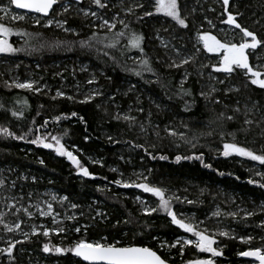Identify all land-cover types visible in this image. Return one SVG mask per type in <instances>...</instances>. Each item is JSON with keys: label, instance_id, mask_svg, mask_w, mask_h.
Wrapping results in <instances>:
<instances>
[{"label": "trees", "instance_id": "trees-1", "mask_svg": "<svg viewBox=\"0 0 264 264\" xmlns=\"http://www.w3.org/2000/svg\"><path fill=\"white\" fill-rule=\"evenodd\" d=\"M112 1L122 2L125 8L130 4L128 0ZM142 1L149 4L153 0ZM0 2L7 3L9 0ZM233 3L237 5L233 15L241 25L252 24L248 19L251 13L261 20V25L256 23L253 32L257 34L258 39H264V0H233ZM231 6L230 8L233 7ZM119 11L124 18L123 24L117 25L111 31L88 26L82 20L69 15L65 17V21L74 29L75 33L72 35L56 38L41 34L37 29H30L28 31L33 34L35 44L15 53V57L37 63L44 69L56 61L75 66L78 63H87L96 71L98 84L103 87L105 97L85 103H80L81 100L78 98L68 100L67 96L53 99L55 95L52 93H28L15 87H8L6 81L0 77V105L3 106L0 107V128L6 127L17 136L32 129L24 140L0 134V179L4 180V185L0 187V214L3 215V223H0V249L7 248L10 243L22 241L16 243L12 257L0 253V264H33L44 259L49 261V264H87L71 252L45 253L43 246L47 243L50 248H69L80 239L88 241L92 237L109 238L117 235H125L137 246L150 247L163 258V253L151 243L152 238H158L159 229L153 225L156 216L138 213L129 199L121 195L116 188L112 186L109 189L97 188L87 177L79 175L76 167L66 157L57 155L52 149H45L29 142L37 135L41 136L45 128L63 129L64 138L69 144L86 155L104 157L109 163L119 164L120 157L126 150L129 148L136 150L138 156L144 159L147 168L152 170L154 181L160 186L173 188L181 186L187 179L205 180L213 186H224L236 195L255 194L257 199H264L262 187H251L247 183L252 178L246 171L247 165L223 156L214 148V142L210 138L186 150L178 148L174 136L164 130L160 117L154 120L153 128L150 130L149 136L153 140V146L150 148L142 147L139 144L140 138L125 133L123 129H116L113 124L109 123L107 127L115 130V135L98 129L96 124L100 119L97 111L99 103L109 96H120L122 103L128 104L134 95L122 96L129 92L131 84L137 86L139 90L149 92L166 107L176 109L179 115L198 116L201 110L197 81L192 77L180 85L183 66L177 68L170 66L168 55L155 45L153 32L148 26L152 19L139 15V8L135 9L134 13L125 12L124 9ZM216 21L217 24H223ZM173 29L178 33L182 30L176 26ZM121 32L123 35H119ZM181 34H185V31ZM135 36L143 37L140 48L132 46ZM80 41H86L87 46L81 47ZM140 49H143V53ZM144 59L148 60L151 72L142 66L141 61ZM138 71L141 73L139 76L136 75ZM235 82L245 99H258L264 102V89L252 84L249 86L246 80L244 83L236 78ZM185 91L190 94L185 95ZM211 100L222 102L223 97L212 95ZM13 111L21 112L22 116L13 117ZM72 112H76L77 116H72ZM56 116L62 117L59 122L54 120ZM65 116L66 119L63 118ZM46 120L48 124L41 127ZM239 145L257 154L264 153V135L243 138L239 140ZM200 154H203V164H210L211 168L204 167L200 160L181 159L177 162L175 159L176 156ZM160 156L167 159L162 160ZM81 164L87 167L82 161ZM256 183H259L258 180ZM84 194H92L113 213L118 212L122 221L106 226L89 219L91 217L77 224L68 221L65 217L67 199L63 198L72 197L76 201H82L80 199ZM192 201L191 204L173 202L172 205L185 207L201 216L205 215L211 205V201L206 199L202 203ZM49 203L53 207L51 215H41V210L46 212ZM24 209H27V212ZM28 213H31V216ZM231 222L239 234H251L257 238L255 248H264V224L258 217L236 216ZM4 223L13 226L19 223L20 228L8 232L4 228ZM82 223L89 224L90 227L83 230ZM61 228L64 231H58ZM76 228H80L81 231L76 232ZM45 229L50 230L47 237L43 235ZM33 230L37 234H33ZM24 233H28V236L25 237ZM229 242L236 244V240ZM233 254H227L230 264L246 262L242 258L238 259L236 253L235 256Z\"/></svg>", "mask_w": 264, "mask_h": 264}, {"label": "rangeland", "instance_id": "rangeland-1", "mask_svg": "<svg viewBox=\"0 0 264 264\" xmlns=\"http://www.w3.org/2000/svg\"><path fill=\"white\" fill-rule=\"evenodd\" d=\"M102 2L107 4L106 8L97 7L92 3V0H81L79 4L69 0H61L60 5L48 17H43L40 14L23 13L9 5V2H0V7L8 6L11 14L25 15L26 20L12 21L4 12H0V17H4L2 22L5 26L12 27L16 31L30 33L28 30L37 29L41 34L58 38L75 33L74 29L69 27L67 23L64 24L63 28L57 26L56 22L65 21V17L68 15L82 20L88 26L92 25L93 27L106 30L109 28L107 25H104V20H108L110 24H115L116 26L120 25L121 21H124L119 9H124L127 12L131 8V12L134 13L135 9L139 8L141 13L138 12L139 15H143V17L149 20L152 19L148 26L149 30L153 32L154 43L168 55L167 60L170 65L173 61L179 63L183 58L191 57L188 64H183V67L180 66L182 67L180 85L182 86L183 83L192 77L197 81L199 85L198 97L201 99V110L197 114L198 116L185 117L179 115L176 109L166 107L164 103L153 97L149 92L139 90L137 86L131 84L129 92L122 96L134 95L128 104L124 105L122 100H120V96H109L108 99L105 98L99 103L97 111L100 114V119H98L96 124L98 129L106 131L111 135L112 133L114 134L115 130L108 129L107 125L109 123L113 124L116 129H123L125 133L127 132L140 138L139 144L142 147L150 148L153 146V140L149 136L150 130L153 128L154 120L160 117L165 131L177 133L174 138L178 148L186 150L191 148L193 144L210 138L214 142V148L219 153L223 152V144L225 142H235L239 145V140L243 138L264 135V102L258 99H245L242 96L240 87L235 82L236 78L244 83L246 80L249 83L248 85L251 86L250 74L245 75L246 70L241 69H236L231 74L214 72L212 66H219L223 52L221 51L219 54L208 52L204 49L203 41L199 39L201 35L209 34L215 36L221 42L237 44L242 42V33H239V29L222 22L227 18L223 0H178L181 17L185 18V22L188 24L187 28L181 27L170 17L156 13L154 7L155 0L149 4H144L142 0H128L130 2L127 7L129 8L128 10L122 2H113L112 0H102ZM232 2L233 0H230L228 8H230ZM138 4H143V7H138ZM62 5H67L69 10L64 12ZM232 6L228 12L234 14L233 11H236L237 5L233 3ZM81 9L87 11L89 14L85 16L84 11H81ZM145 11H151L153 15L144 16ZM92 12H96L97 15L92 16ZM214 18L223 24H217ZM36 19L40 20V24L35 23ZM248 19L251 20L249 22H252V24L242 26L247 27L251 31H253L256 23L261 25V20L256 18L254 13L249 14ZM48 20H52L53 24L50 27H44V24ZM209 20L212 22L211 24L208 23ZM175 26L182 29L180 33L173 29ZM65 29H71V31H66ZM113 29L115 28L111 30ZM183 31H185V34H181ZM247 39L250 42V38ZM25 40H27V43H25ZM9 42L15 48H29L35 44L33 36L29 38L13 35L9 37ZM246 53H250V66L264 73V67H259L260 65H264V45L258 46L255 50L248 49ZM257 57H260V59H257ZM0 77L8 85H11L13 81H33L35 82L34 87L41 89L40 92L18 89L22 92L52 93L56 95V92L60 91L65 96H72L81 101L87 96L93 95L94 98L90 102L104 96L103 87L98 84L96 71L87 63H78L75 66L70 63L56 61L50 63L44 69L37 63L15 57V53H0ZM261 78H264V76ZM89 80H93L94 82L88 83ZM220 81H223V83ZM202 92L208 95L202 96ZM212 95H221L223 101L215 103L216 100H211ZM236 108L240 110L238 113L234 111ZM140 109H143V111H140ZM221 113H224L225 117L233 116L234 119L229 121L222 118L220 117ZM117 114L121 116V119L115 118ZM123 115H128L135 119L125 121L122 119ZM246 118L251 120L252 123L245 124L244 120ZM63 133V129L61 128L50 127L44 129L41 137L45 138L46 142L49 143H54L51 140V136L60 138L61 143L65 145L66 149L72 151L88 167L91 173V176L87 177L89 181L93 182L100 189H109L111 186L116 188L121 195L129 199L138 213L146 215L144 209L157 207L159 203L158 199L139 188L121 187L113 183V181L147 182L151 186L166 190V198L173 194L180 197V201L173 199L171 203L181 202L185 204L190 199L198 203H202L205 199L211 201L210 207L207 208L205 215L202 216L182 206L173 207L172 205V207L177 212L178 218L197 225L202 231L206 229V234L213 236L216 240L213 247L222 253L217 257L210 256V253H202L192 245H184L181 254V245L178 244L176 247H171L170 245L175 243L177 239L181 241L185 239L195 240V237L171 224L170 217L165 212L158 210L151 214L156 216L153 225H156L159 229L158 238H152L151 243H154L163 253V258L167 260V264H188L189 261L197 259H212L215 264H230L227 254L233 253V256L236 253L238 259L242 258L246 260L244 264H259V261L255 257L242 256L240 253L255 251L256 249H260L264 253V248H255L254 244L257 240L255 236L251 234H239L233 228L231 219L236 216H249L247 213H252L250 216L258 217L260 222L264 224V199H257L255 194L236 195L224 186H213L205 180L187 179L182 182L181 186H174L173 188L160 186L154 181L152 170L147 168L144 159L138 156L139 154L136 150L130 148L126 150V153L121 155L119 164L109 163L104 157L84 154L75 146L69 144L65 140ZM229 133L234 134V140L233 136L229 135ZM181 134H183V138H181ZM187 141H191V143ZM228 157L234 158L239 163L246 164V171L251 175L252 180H258L260 184L264 182L256 174L257 172L264 173V165L245 157L236 155ZM113 169L116 171H113ZM145 177L147 178L146 181ZM259 183L249 184V186L260 187ZM80 200L82 201H76L75 198L67 197L65 217L71 223H81L85 220L87 221L89 217H91L89 219L99 221L105 226L118 224L122 221V217L118 212L113 213L112 210H109L108 207L92 194H84ZM73 204L77 205V207L73 208ZM97 212L103 213V216H97ZM217 212L219 215H213ZM231 213H236V215L232 216L230 215ZM94 217L95 219H93ZM89 227V224L86 223H82L81 225V229L83 230ZM219 232H226L228 235L221 236L218 234ZM230 240H236V244L229 242ZM87 242L111 243L124 247L137 246L134 241L127 239L125 235L109 238L104 236L92 237ZM162 242L168 244V246L161 247ZM33 264H49V261L46 259L38 260L37 263Z\"/></svg>", "mask_w": 264, "mask_h": 264}, {"label": "snow or ice", "instance_id": "snow-or-ice-1", "mask_svg": "<svg viewBox=\"0 0 264 264\" xmlns=\"http://www.w3.org/2000/svg\"><path fill=\"white\" fill-rule=\"evenodd\" d=\"M59 0H9V5L15 6L16 9H26L33 13H39L43 16H48L50 11L53 10V6L58 4ZM76 3H81V0H76ZM92 3L95 4L99 8H106L107 4L102 2V0H92ZM223 5L225 7V12H227V18L226 20H223V23H226L228 25L234 26V28L239 29V33H242V42L239 44L237 43H230V42H221L218 40L215 36L204 34L199 37L201 41H203L204 49L211 53H217L219 54L221 51L223 52V56L220 59L219 66L213 65L212 70L214 72H223L231 74L236 69L246 70L245 75L250 74V83L252 85H256L261 89H264V78H261L264 76V73L259 71L258 69H254V67L250 66L249 64V54L246 53V50L251 49L255 50L258 46L264 45V39H258L257 34L253 31L249 30L247 27L242 26L240 23L237 22V18L235 15H233L231 12H228V7L230 5V0H223ZM138 7H143V4H138ZM63 11L67 12L69 10V7L67 5H62ZM155 12L161 13L166 17H170L173 21H175L178 25H180L183 28H187L188 24L185 22V18L181 17L180 12V5L178 3V0H155ZM81 11H84L81 9ZM129 12L132 11L130 8L128 10ZM0 12H4L6 15L9 16V18L12 21H24L26 20L25 15H16L11 14L9 12L8 6L0 7ZM89 13L87 11H84V15L87 16ZM92 16H96V12L91 13ZM153 12L151 11H145L144 16H152ZM142 18V17H141ZM4 17H0V21H3ZM36 24H40V20H35ZM57 26L63 28L64 24H66V21L60 22L57 21ZM104 25H107L109 30L112 28H115V24H110L108 20H104ZM209 24L212 22L209 20ZM53 24L52 20H48L44 27H50ZM121 24H123V21H121ZM127 27V25H124ZM66 31H71V29H65ZM16 35L21 37H32V33H28L25 31H16L12 27H7L3 22H0V53L2 54H14L20 51H23V48H15L13 47L12 43L9 42V37ZM119 35H123V33H119ZM247 38H250V42ZM143 39L142 36H135L132 40V46L135 48H140V42ZM25 43H27V40H25ZM81 47L87 46L86 41H80ZM141 53H143V49H140ZM257 59H260V57H257ZM191 60V57L183 58L179 63H176V61H173L170 66L172 67H180L183 64H188ZM141 64L143 67H145L149 72H151V68L148 67V60L144 59L141 61ZM259 67H264V65H260ZM136 75L139 76L141 73L138 71L136 72ZM93 80H89L88 83H93ZM223 83V81H220ZM7 84V82H5ZM35 82L33 81H26V82H19V81H13L11 85H7L8 87H15L17 89H27L30 91H36L40 92L41 89L38 87H34ZM215 91V89H213ZM99 94V93H96ZM185 95H189L190 93L188 91L184 92ZM202 96H207L208 94L201 93ZM65 94L63 92L57 91L55 97H64ZM68 100H73L74 97L67 96ZM94 98L93 95L87 96L84 100L80 101V103L90 102ZM219 100H216L215 103H219ZM26 103V101L24 102ZM0 107H3L0 105ZM140 111H143V109H140ZM235 112H239V108L234 109ZM72 116H77L76 112L71 113ZM13 117H20L22 116L21 112L13 111L12 112ZM220 117L225 118L229 121H232L234 119L233 116H224V113L220 114ZM61 116L54 117V120L56 122H59L61 120ZM63 118H67L66 116ZM116 119H121V116L117 114L115 117ZM83 122V118H80ZM123 120L129 121L134 120V117H130L128 115H123ZM245 124H251L252 121L248 120L247 118L244 120ZM48 124V121L46 120L44 122V125H41V127H45ZM39 131V129H37ZM32 129L28 130V133H31ZM28 133H25L23 135L17 136L15 133L11 132L8 128L2 127L0 128V134H3L8 137H12L13 139H19L24 140L26 135ZM67 134V133H65ZM170 135H177L176 132L171 131L169 132ZM211 134V133H209ZM229 135L233 136L234 140V134L229 133ZM223 136V134H222ZM181 138H183V134H181ZM87 139V138H86ZM111 139V137H109ZM51 140L54 141V143L46 142L45 138H42L41 136L37 135L35 139L29 141L32 144H36L38 146H41L45 149H53L57 155L66 157L71 163L76 167L78 174L82 175L84 177L91 176V173L89 172L88 168L83 166L81 164V161L77 158L76 155L73 154L72 151H69L66 149L65 145L61 143V139L56 136H51ZM188 143H191V141H187ZM136 147H141L140 145H136ZM193 147H195V144H193ZM223 156L228 157L231 155H236L240 157L248 158L251 161H256L261 165H264V153L257 154L256 152L252 151L249 148H246L244 146H240L235 142H225L223 144V152L221 153ZM202 155H192V156H176V161L179 162L181 159L185 160H200L203 164ZM155 158V157H153ZM160 159H167L165 156H160ZM43 163V161H41ZM206 168H211L210 164H203ZM113 171H116L113 169ZM224 173H220V175H223ZM257 175L261 177L262 180H264V173L257 172ZM94 178V177H93ZM147 178L145 177V181ZM118 186L121 187H135L143 190L145 193H150L154 197H156L159 201L157 207L153 208H145V214L151 215L154 212H157L158 210H161L167 214L168 217H170L171 224L177 226L178 228L182 229L186 233H190L193 237H195V240L192 239H185L181 241L180 239H177L175 243H172L171 247H176L178 244L181 245V254L183 252V246L184 245H192L196 249H198L202 253H210L212 257L220 256L222 253L217 248L213 247V245L216 243V240L213 238V236H210L206 234L207 230H200L197 225H194L191 222H187L185 219L178 218V214L176 211L173 210L171 201L173 199L180 201V197L175 196V194L168 196L166 198L164 189L156 186H151L147 182H125L122 180H115L113 181ZM249 184L256 183V181L249 179ZM14 184V182H13ZM4 185V180L0 179V187ZM260 187L264 188V183H261L259 185ZM55 199V197H53ZM63 199H67V197H64ZM188 203H193V201L189 200ZM12 207H15V205H12ZM39 209V205L36 206ZM73 208L77 207V205L73 204ZM20 209H17L19 211ZM25 212H27V209H24ZM53 211L52 204L49 203L47 205V211L41 210V215H51ZM29 216H31V213H28ZM213 215H219V213H214ZM230 215L235 216L236 213H231ZM247 215H252V213H247ZM97 216H103V213L97 212ZM95 219V217L93 218ZM55 222V221H54ZM0 223H3V215L0 214ZM4 228L8 232H13L16 229L20 228V224L16 223L14 226L10 225L8 223H4ZM48 229H45L43 231L44 236L49 235ZM58 231L62 232L64 229H59ZM76 232H80V228L75 229ZM33 234H37L35 230H33ZM221 236H227L228 233L226 232H219L218 233ZM25 237L28 236V233H24ZM249 239H251L249 237ZM16 243H22V241H16L15 243H10L7 248L0 249V253H6L9 257H12L13 255V249L16 246ZM168 244L161 243V247H167ZM43 251L45 253L49 252H55V253H67L71 252L75 257L81 258L83 261H86L87 264H167V260L162 258L161 255H158L156 251H154L150 247H135V246H117L115 244L111 243H90L87 242L84 239H80L78 242H76L72 247L69 248H62V247H54L50 248L49 245L46 243L43 246ZM242 256H252L255 257L256 260L259 261V264H264V253L261 252L260 249H256L255 251H245L240 253ZM188 264H215V262L212 259H197L194 261H189Z\"/></svg>", "mask_w": 264, "mask_h": 264}, {"label": "water", "instance_id": "water-1", "mask_svg": "<svg viewBox=\"0 0 264 264\" xmlns=\"http://www.w3.org/2000/svg\"><path fill=\"white\" fill-rule=\"evenodd\" d=\"M69 1L76 2V0H69ZM56 6H57V4L53 6V10L50 11V13H49L48 16H50V15L52 14V12H53L54 9L56 8ZM13 8H15V6H13ZM15 9H16V8H15ZM16 10L21 11V12H23V13H28V14H34V15L39 14V13H33V12H30V11H28V10H26V9H16ZM40 15H41V14H40ZM41 16H43V15H41ZM48 16H43V17H48ZM135 247H141V246H135ZM157 254H158V253H157ZM158 255H159V254H158ZM77 258H78L79 260H81L83 263H87L86 261H83L81 258H79V257H77Z\"/></svg>", "mask_w": 264, "mask_h": 264}]
</instances>
